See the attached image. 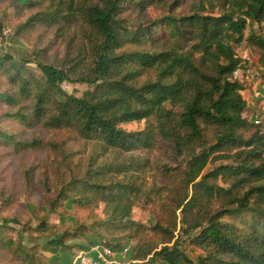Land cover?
<instances>
[{
  "label": "trees",
  "instance_id": "1",
  "mask_svg": "<svg viewBox=\"0 0 264 264\" xmlns=\"http://www.w3.org/2000/svg\"><path fill=\"white\" fill-rule=\"evenodd\" d=\"M124 1L61 0L55 10L38 12L25 22L81 19L90 34L88 51L93 59L89 71L78 78L74 74L79 61L66 68L39 60L42 76L28 74L19 82L20 91H35L34 110L29 115L18 111V117L31 125L44 122L50 128H70L86 140H98L128 153L151 148L161 139L169 163L182 167L186 185L177 206L185 225L182 234L203 254L192 258L182 247V234L172 242L174 231L159 225L161 231H171L172 241L155 250L147 262L153 250L144 253L138 258L141 263L264 264V125L256 122L257 117L264 122V112L251 120L248 117L243 94L246 83L237 76L244 59L235 47L245 39L250 25L256 23L263 30L264 0H193L189 14L179 17L172 13L140 24L132 36L120 18ZM156 1L163 0H136V7L144 9ZM184 1L175 0L174 8ZM160 30L165 33L159 35ZM166 34L171 43L155 52L123 48L130 41L160 42ZM248 40L260 49L259 69L263 70L264 37L252 33ZM5 59L12 57L7 54ZM66 81L96 87L79 97L63 89ZM150 118L157 122L154 128L124 127ZM7 135L0 129V137ZM20 144L27 148L42 143L35 138ZM221 160L231 162L216 165ZM210 164L215 166L210 169ZM95 170L92 164L85 173L66 168L51 207L56 209L63 201L87 202L88 197L76 194L80 187L89 192L109 190L108 205L115 206L111 224L123 222L132 207L120 198L136 187L125 180L107 181ZM113 188L118 189L117 194ZM236 221H242L243 227ZM10 223H18V219H4L0 224V248L16 252L19 259V247L6 232ZM63 241L53 239L44 246L53 252V263L74 261L66 246L58 250ZM101 242L112 247L107 240ZM91 244V248L102 246L94 237ZM82 247L80 253L91 249ZM21 254L27 263H35L33 254Z\"/></svg>",
  "mask_w": 264,
  "mask_h": 264
},
{
  "label": "rangeland",
  "instance_id": "2",
  "mask_svg": "<svg viewBox=\"0 0 264 264\" xmlns=\"http://www.w3.org/2000/svg\"><path fill=\"white\" fill-rule=\"evenodd\" d=\"M60 1L0 0V44L7 42L6 51L0 46V129L8 134L0 137V224L4 219H18V223H10L6 232H9L13 245L19 247L20 255L17 259L16 252L0 248V264H30L21 259L22 251L33 254L34 264H56L53 263V252L44 246L57 238L64 240L63 244L57 245L58 250L66 246L65 251L74 255V261L65 264H80L79 256L91 250L80 253L82 246L91 248L93 237L100 245L111 248L115 258L127 264H143L138 258L153 250L145 260L147 262L155 250L172 241L171 231H174V242L185 226L181 209L177 208L186 192L182 167L178 163H169L161 139L151 148L128 153L105 146L98 140H86L70 128H50L44 122L31 125L18 117V111L29 115L34 110L35 91H20L19 82L28 74L42 76L39 60L66 68L79 61L81 65L74 74L75 78L89 71L93 59L88 51L91 38L81 19H36L32 25L25 23L38 12L55 10ZM174 1H156L140 9L136 7V0H125L120 18L124 19L123 24L132 36L138 32L140 24L162 20L172 13L179 17L189 14L193 0H185L177 9ZM161 30L159 35L165 33ZM252 33L264 37V25L263 30L256 23L250 25L245 39L235 45L238 55L244 59L243 69L237 72V76L246 83L243 94L248 101L250 120L264 112V103L256 92L264 88V69H259L260 49L248 40ZM166 37L160 42L151 39L139 43L130 41L123 48L155 52L171 43L168 34ZM7 54L12 59L4 60ZM62 87L68 94L82 97L96 86L66 81ZM148 125L154 128L157 122L150 118L129 122L124 127L137 130ZM35 138L42 144L27 148L20 144ZM230 162L221 160L216 165ZM91 164L96 167L95 173H99V177L110 182L125 180L136 187L120 198L126 199L132 207L130 217L123 222L111 224L110 216L115 206L108 205L109 190L89 192L80 187L76 194L88 197L87 202L70 204L63 201L56 209L51 207L62 187L63 171L67 168L85 173ZM214 166L210 164V169ZM92 176L95 175L92 173ZM112 191L118 193L116 188ZM236 222L241 225L242 221ZM159 225L171 231H161ZM103 240L112 247L119 246H106L101 242ZM181 242L192 258L197 259L203 254L187 235L182 234Z\"/></svg>",
  "mask_w": 264,
  "mask_h": 264
},
{
  "label": "built area",
  "instance_id": "3",
  "mask_svg": "<svg viewBox=\"0 0 264 264\" xmlns=\"http://www.w3.org/2000/svg\"><path fill=\"white\" fill-rule=\"evenodd\" d=\"M4 51L7 50V42L0 44ZM262 69V68H261ZM264 103V88L256 91ZM257 123H263V119L257 117ZM80 264H127L114 257V252L109 247L93 246L89 252L83 253L79 256ZM77 261V259H76Z\"/></svg>",
  "mask_w": 264,
  "mask_h": 264
}]
</instances>
